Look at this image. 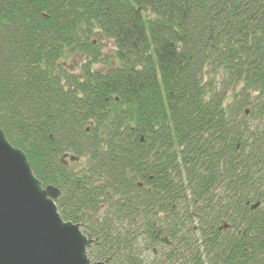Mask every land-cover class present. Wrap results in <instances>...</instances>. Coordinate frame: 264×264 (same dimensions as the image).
<instances>
[{"label":"trees","instance_id":"1","mask_svg":"<svg viewBox=\"0 0 264 264\" xmlns=\"http://www.w3.org/2000/svg\"><path fill=\"white\" fill-rule=\"evenodd\" d=\"M0 127L91 259L264 264V0H0Z\"/></svg>","mask_w":264,"mask_h":264},{"label":"water","instance_id":"2","mask_svg":"<svg viewBox=\"0 0 264 264\" xmlns=\"http://www.w3.org/2000/svg\"><path fill=\"white\" fill-rule=\"evenodd\" d=\"M66 157L79 159L67 153L61 159ZM59 193L53 185L42 186L25 152L0 127V264H109L90 260L87 249L94 239L78 223L62 219L54 202Z\"/></svg>","mask_w":264,"mask_h":264},{"label":"rangeland","instance_id":"3","mask_svg":"<svg viewBox=\"0 0 264 264\" xmlns=\"http://www.w3.org/2000/svg\"><path fill=\"white\" fill-rule=\"evenodd\" d=\"M96 44L98 46H100L102 48V52L104 55H111L112 51L114 50L113 44L110 40L101 38L99 40L96 41ZM70 63V67L73 70L74 73H78L79 69H80V65H81V59H73L69 61ZM93 68H100V63H95L93 66ZM81 229V228H80ZM90 260L92 262H94L95 260L91 259Z\"/></svg>","mask_w":264,"mask_h":264},{"label":"flooded vegetation","instance_id":"4","mask_svg":"<svg viewBox=\"0 0 264 264\" xmlns=\"http://www.w3.org/2000/svg\"><path fill=\"white\" fill-rule=\"evenodd\" d=\"M223 227H224V226H223ZM194 228H195V227H194ZM224 229H228V226H227L226 228L224 227ZM237 232H238V231H237ZM162 240H163V242H165L166 244H169V243H170L169 241L166 242L163 238H162Z\"/></svg>","mask_w":264,"mask_h":264},{"label":"bare ground","instance_id":"5","mask_svg":"<svg viewBox=\"0 0 264 264\" xmlns=\"http://www.w3.org/2000/svg\"><path fill=\"white\" fill-rule=\"evenodd\" d=\"M10 142V141H9Z\"/></svg>","mask_w":264,"mask_h":264}]
</instances>
